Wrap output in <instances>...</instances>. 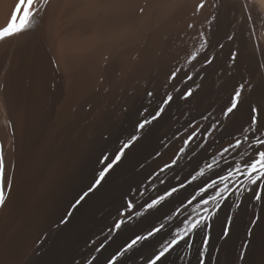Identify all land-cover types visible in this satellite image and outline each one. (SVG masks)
Wrapping results in <instances>:
<instances>
[{"label":"bare ground","instance_id":"bare-ground-1","mask_svg":"<svg viewBox=\"0 0 264 264\" xmlns=\"http://www.w3.org/2000/svg\"><path fill=\"white\" fill-rule=\"evenodd\" d=\"M18 2L0 0V28ZM241 85L238 108L225 116ZM189 89L192 94L181 98ZM167 95L173 100L162 118L126 150L100 191L61 224L102 153L133 133L140 113L154 115ZM252 107L264 125V0H48L28 29L0 40V151L5 177L12 179L0 206V264H106L131 235L126 230L95 251L122 204L151 202L181 181L187 185L214 155L243 140ZM247 147L242 142L224 153L220 166L227 169L226 161L234 163ZM214 172L220 167L141 226L163 220L200 180L217 178ZM242 199L236 208L233 202L241 201L230 194L214 219V264H264V209ZM189 214L191 206L181 208L183 218ZM256 214L262 219L241 262ZM227 216L234 221L221 239Z\"/></svg>","mask_w":264,"mask_h":264},{"label":"snow or ice","instance_id":"snow-or-ice-1","mask_svg":"<svg viewBox=\"0 0 264 264\" xmlns=\"http://www.w3.org/2000/svg\"><path fill=\"white\" fill-rule=\"evenodd\" d=\"M48 0H19L15 5L16 11L11 14L6 27L0 28V40H4L12 35L18 34L28 29L34 19V14L40 7L45 6ZM23 5V15L17 17V11L20 10ZM37 5L38 7H33ZM203 7V4L197 6V10ZM247 7V6H245ZM141 11H143L141 9ZM18 21V22H17ZM192 27V25H189ZM203 47V45H201ZM196 53L192 54V59H195ZM176 76V72L172 73L171 78ZM191 77H189L190 79ZM243 85L235 89L234 95L230 98V105L226 107L224 115L228 116L238 108V103L241 97V89ZM192 94V90L189 89L183 93L181 98L186 99ZM149 96L153 94L148 93ZM173 100L172 95H167L163 99L159 108L155 110V114L149 113L148 116L142 112L140 116L142 119L136 123L133 133L129 134V137L122 140L119 145L114 146L112 152L102 153L98 160L99 168L95 170L91 180L88 184L81 189L77 196L74 198V202L70 204V207L66 210L67 215L60 221L61 224H66L74 212L83 207L91 197L96 195L97 192L107 183V177L115 169V167L121 162L126 150H129L148 130L147 126L151 125L153 121H157L162 118V114L165 111V107ZM147 112V109H145ZM258 109L256 107L251 108L250 123L248 127L241 129L243 140L236 139L235 143H229L228 147L223 149V152L214 155L211 163L205 164L196 175L191 177V180L187 181V185L184 181H181L177 186H172L164 190L162 195H157L151 199V202L145 201L143 204L127 200L122 204L123 210H118L117 216L113 219L112 225L109 226V232L105 237L103 243H100L99 247L95 249L96 252H100L105 248V245L111 241L115 243L116 238L126 230H131L124 243L119 246L118 250L106 264H117L120 258L125 254L132 252L135 249L147 248L149 244L155 247L159 245L158 249L154 250L145 259V264H163L162 258L166 257V254L170 252L174 246L183 242L184 245L191 248L193 246V237L197 234L203 233L201 247L198 249V264H205V258L209 250L210 242V230L212 227V221L218 215L219 210L227 205L230 194H235L237 201L241 203L233 202L236 208H240L241 204L245 202L252 209H256L260 206L264 209V125H261L258 120ZM197 135V131H193L191 135L184 140V145L187 146L189 141ZM247 144V149L239 153V159L234 163H227V169L220 166L219 161L224 159V153H228L229 150L236 151L241 147V144ZM184 148L180 149L183 153ZM176 164V160L172 161V164H165L164 169H170L172 165ZM220 167V172H214L217 178H206L200 180V183L193 187V193H189L188 196H184L182 200H179V207H176L171 214L165 213L164 222L152 223L147 227H142L144 221L148 219L154 212L160 210V207L170 198L181 195V190H186L188 186H192L193 181L199 180L201 177H205L206 171H212L213 166ZM5 159L3 152L0 151V206H2L10 192L12 179L5 177ZM187 179V178H185ZM164 183V181H161ZM7 188V191H6ZM247 194V195H246ZM190 197V198H189ZM187 203H184V201ZM191 206V214L186 215L182 221L175 226L174 231H169V221L173 216H176L181 212V208L185 210ZM262 217L259 214L254 215L249 220V226L246 228V238L243 239L241 245V251L239 252V260L243 262L245 260L246 253L249 249L251 239L254 234V228L258 226ZM234 221L233 216H227V223L223 228V235L221 239L227 238L230 235L231 224ZM182 224V226H180ZM163 233V234H162ZM167 237V238H166ZM162 241V242H161ZM143 259V257H142ZM88 264H92L88 261Z\"/></svg>","mask_w":264,"mask_h":264},{"label":"rangeland","instance_id":"rangeland-1","mask_svg":"<svg viewBox=\"0 0 264 264\" xmlns=\"http://www.w3.org/2000/svg\"><path fill=\"white\" fill-rule=\"evenodd\" d=\"M220 213H221V209L219 210L218 215L216 217H218ZM180 215H181V212L178 213L176 216H173L172 220L168 222L170 225V228L168 229L169 231H174L175 226L179 223V221H182L184 219L183 215L181 216ZM163 220H165V218ZM163 220H160L158 223L164 222ZM213 223H214V220L212 221V225ZM180 226H182V224ZM198 235H195L193 237L194 243L191 248L188 247V254L186 253L187 246L184 245L183 242H180L179 245L174 246V248L171 249L170 252L166 254L165 258H162L163 262L167 260L168 262L166 261V263H169V264H198V249L201 247L203 233H200L199 236ZM158 247H159L158 244H156L155 247H153L152 244H149L147 248L135 249L132 252H129L125 254V256L121 257L120 261L127 262V264L131 262H132L131 264H145L146 257L150 255L154 250L158 249ZM218 254H219L218 248L212 246L211 236H210L209 250L205 258V264H214V262H216L218 259ZM236 256H237V253H236ZM110 258L111 256L109 257V259ZM133 261L136 263H134Z\"/></svg>","mask_w":264,"mask_h":264}]
</instances>
